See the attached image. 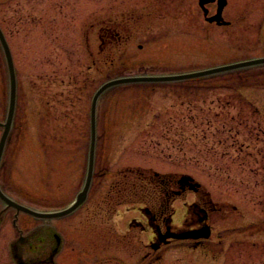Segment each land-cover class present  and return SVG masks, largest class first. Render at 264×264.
<instances>
[{"label":"rangeland","instance_id":"374dc122","mask_svg":"<svg viewBox=\"0 0 264 264\" xmlns=\"http://www.w3.org/2000/svg\"><path fill=\"white\" fill-rule=\"evenodd\" d=\"M147 4L150 0H0V25L18 77L15 121L0 167V185L12 198L43 210L73 202L86 176L92 98L106 80L264 57V0H249L241 15L231 13L241 23L230 29L204 25L203 19L199 26L188 17L197 5L189 0L183 20L168 5L167 18L141 30L132 18L143 15L146 29ZM97 16L104 26L127 17L128 25L141 30L120 45H105L102 74L89 71L86 50L85 31ZM192 23L197 32L188 28ZM7 100L0 47L1 121ZM97 110L95 177L87 202L68 217L40 222L41 232L51 228L61 239L52 264H264V65L171 85L120 86L102 96ZM131 170L194 177L222 208L215 217V241L200 249L175 242L154 252L142 197L124 199L106 213L100 203L122 181L119 174ZM185 213L179 203L175 220ZM15 214L9 211L0 223V264H17L12 244L18 230L26 236L37 224L20 214L16 229ZM133 221L146 231L131 226ZM43 239L41 253L29 249L32 237L23 255L47 258L56 242Z\"/></svg>","mask_w":264,"mask_h":264},{"label":"flooded vegetation","instance_id":"af4514ba","mask_svg":"<svg viewBox=\"0 0 264 264\" xmlns=\"http://www.w3.org/2000/svg\"><path fill=\"white\" fill-rule=\"evenodd\" d=\"M186 1L189 0H150V4H147V8L150 10L148 12V18L151 22L149 26L144 29V26L140 23L143 22L142 18L133 17V21L137 23V26L141 30H148L150 26L152 27L158 18L162 19L168 17L165 15L168 14L169 9L168 5H172V10L180 14L182 17L180 20H183L184 15V6ZM192 3H197V7L194 6L195 10L191 13L189 11L188 17L195 18L199 20V26L201 25V20L203 19L204 25L214 26L218 28L230 29L231 27L237 26L241 21L231 19V13L234 15H241L246 10V5H248L249 0H209L206 2L201 0H191ZM165 12V13H164ZM242 12V13H241ZM160 14V17L157 15ZM215 20H211L213 18ZM242 17V16H241ZM241 17H239L241 19ZM245 18V17H244ZM179 20V21H180ZM105 20L102 17H95L91 21L85 31L86 34V50L92 59V65L89 68V71L95 69L98 73L102 74L104 72V58L105 55V45L107 43H112L120 45L121 41L130 39L134 34L141 32L137 26L128 25L131 23V19L127 17L116 18V21L110 23V26H104ZM189 24V20H188ZM189 29H194L198 31V27L192 23V27ZM97 30V31H96ZM140 30V31H139ZM96 31L98 45L96 46L91 40V34ZM152 85H171L169 83H149ZM183 105V101L179 102ZM175 106V104L173 105ZM184 115V113H183ZM49 118V117H45ZM65 118V117H64ZM184 117L182 116L181 119ZM44 119V118H43ZM140 177H142V196L144 201V207H140V210L143 213V216L147 220V227L152 233V242L157 241V233H167L170 232H179L182 230H191V229H201L204 227H209L211 232V238L208 240H170V245L173 243H190L193 244L195 248L204 247L205 243H210L213 240V233L215 231V217L222 211V208L219 204L214 202L211 198V194L206 191L204 186H198L195 184V181L192 179H185L183 174L176 173H167L161 174L156 173L155 171L149 172V175H145L143 172H139ZM190 196L193 197V200L189 201ZM181 203L186 209L185 217L180 221L175 220L177 214V205ZM228 205V204H227ZM4 205L0 201V211ZM37 224L33 227L35 233V242L29 246V249L34 251V253H41L42 244H44L43 237H52L48 228L42 231L46 234H42L40 226L41 220L34 219ZM16 217L14 216L12 226L15 227L14 223L16 222ZM131 226L139 227L140 230L146 231V227L138 221H133ZM16 228V227H15ZM48 230V231H47ZM43 235V236H42ZM56 240V239H55ZM217 241V240H216ZM220 240L219 242H222ZM57 242V240H56ZM28 243V241H27ZM148 246V245H147ZM37 261H40L43 264H50L53 261L51 255L47 258H40V255L35 256ZM29 262V261H28Z\"/></svg>","mask_w":264,"mask_h":264},{"label":"water","instance_id":"95a60500","mask_svg":"<svg viewBox=\"0 0 264 264\" xmlns=\"http://www.w3.org/2000/svg\"><path fill=\"white\" fill-rule=\"evenodd\" d=\"M203 1L204 0H201V4H203ZM205 1L208 2L209 0H205ZM215 19L217 18L215 17L211 20H215ZM0 47L3 51L7 65V71H8L7 113L4 122L0 121V130H2V135L0 139V165H1L2 158L4 156V152L8 144V139L13 130V124L15 120L16 107H17V92H18L17 72L14 63V58L12 55V51L10 49V45L1 27H0ZM260 65H264V57L230 63V64L216 66L203 70L183 72V73L170 74V75L134 74L127 76H118L108 79L99 87L92 100L91 140H90L89 155H88V165H87V171L83 186L78 192L76 199L69 206L64 207L62 209L40 211L14 200L12 197L7 195L0 186V198L6 204V207L0 212V218H2L7 211L11 209H15L17 211V215L23 212L38 219L52 221L73 214L88 200L92 188L93 180L95 177L96 149H97V129H96L97 105L101 96L106 94L111 89L119 86L138 84V83L178 82V81L196 80L222 73L237 71L246 68H252ZM35 231L36 230H32V232L29 233L28 235L20 236L12 244L13 256L17 264H43L40 261H36V259L35 260L30 259L29 262H27L26 260L28 259H26V257L22 253V246L25 245L27 241H29L32 237L33 239H35V236L37 235ZM210 234L211 232L209 227H204L197 230H186L178 233L167 232L164 235L159 233V241L158 243L152 244V248L154 250H158L162 243L163 244L169 243L168 242L169 238H173L177 240H190V239L199 240V239H208L210 237ZM53 236L55 237L57 242L54 247V250L50 253V255L53 258V261L50 264H52L55 261V258L59 253V249L61 245V240L59 236L57 234Z\"/></svg>","mask_w":264,"mask_h":264},{"label":"trees","instance_id":"16d2710c","mask_svg":"<svg viewBox=\"0 0 264 264\" xmlns=\"http://www.w3.org/2000/svg\"><path fill=\"white\" fill-rule=\"evenodd\" d=\"M118 177L122 178V181H118L114 189L110 192V194L104 199L106 203H100L104 208H106V213L111 211V213L117 207L122 204L124 199L127 198H134V197H142V177H140L137 173H130V174H119ZM102 207V209H103ZM101 208V207H100ZM108 215V214H107ZM100 219L99 216H96ZM103 220V218H102ZM103 222V221H101ZM98 237V235H97Z\"/></svg>","mask_w":264,"mask_h":264}]
</instances>
